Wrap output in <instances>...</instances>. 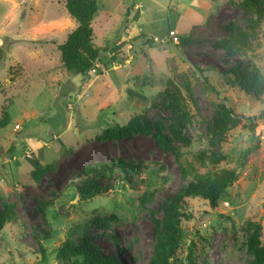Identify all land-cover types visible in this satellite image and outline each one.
<instances>
[{"label": "rangeland", "instance_id": "obj_1", "mask_svg": "<svg viewBox=\"0 0 264 264\" xmlns=\"http://www.w3.org/2000/svg\"><path fill=\"white\" fill-rule=\"evenodd\" d=\"M66 1L0 0V120L11 118L0 128V218L12 207L0 226V264H66L59 250L83 233L122 264L150 261L152 213L160 218L164 200L190 180L152 136L98 140L137 114L165 128L186 166L239 173L217 208L186 200L178 257L194 244L196 264H248V221L261 224L264 243V93L227 72L251 61L264 77V18L241 0H97L91 27L103 64L83 77L61 62L59 46L77 27ZM232 25L249 48L226 63L218 44L232 39ZM140 28L168 45H146ZM213 152L224 156L216 166ZM35 159L54 166L38 183ZM107 214L119 217L109 229L88 223Z\"/></svg>", "mask_w": 264, "mask_h": 264}, {"label": "trees", "instance_id": "obj_2", "mask_svg": "<svg viewBox=\"0 0 264 264\" xmlns=\"http://www.w3.org/2000/svg\"><path fill=\"white\" fill-rule=\"evenodd\" d=\"M241 8L247 12H255L264 18V0H241ZM65 7L68 14L73 18L77 27L68 36L67 41L59 46L61 52V62L69 73L92 77V72L97 65H102L101 49L94 46V33L91 23L101 9V4L97 0H67ZM231 40H223L218 47L224 50V60L226 63L233 62L238 57H246L248 54L249 41L247 33L238 32L235 25L231 26ZM140 38L145 39V44L153 47L155 45L166 47L168 43H158L154 38H149L140 34ZM183 42V40H182ZM232 79L241 80L244 83H252L260 94L264 93V77L260 68L253 62L247 64L234 63L227 72ZM207 88L215 91L214 87L206 84ZM250 128L255 132V118ZM11 123L8 113L3 114L0 120V128H5ZM138 135L152 136L155 138L159 148L165 153H174L180 165L182 178L190 180L184 190L176 195L167 197L159 208L162 212L160 218L156 213H152L154 248L150 261L147 264H196V254L194 244L189 247L186 260L178 257L182 244L187 237L188 231L183 227L184 219L188 218L183 209L187 199L202 197L207 200L212 209L219 206L220 201L231 187L239 179V173L235 169L207 170L201 172L194 165L186 166L183 154L175 147L176 142L171 141L164 127L155 128L143 114L134 115L126 125H115L105 129L98 137L102 142H117L134 139ZM22 151L26 145H22ZM207 152H202L197 159L200 161L202 169L207 168L204 158ZM224 156L219 152L210 153V164L216 166L221 163ZM243 166L248 160V153L244 155ZM197 160V161H198ZM34 171L32 178L39 182L42 178L54 169L53 165L43 166L37 159L34 160ZM154 193L145 194L141 199V205L145 206ZM5 213L0 218V226L4 220H11L12 207L5 205ZM4 219V220H3ZM119 221L116 214L95 216L88 222L92 227L109 229ZM247 233L246 248L252 258L248 264H264V243L262 241V226L258 222L248 221L245 227ZM60 257L66 264H122L118 256L106 254L95 243L94 238L87 234H81L74 242L69 236L63 247L59 250Z\"/></svg>", "mask_w": 264, "mask_h": 264}, {"label": "built area", "instance_id": "obj_3", "mask_svg": "<svg viewBox=\"0 0 264 264\" xmlns=\"http://www.w3.org/2000/svg\"><path fill=\"white\" fill-rule=\"evenodd\" d=\"M171 34H172V36H173V35H174V32H171ZM171 34H170V35H171ZM154 39H155V41L158 42V43H166V41H165L164 39H162V38L155 37Z\"/></svg>", "mask_w": 264, "mask_h": 264}, {"label": "crops", "instance_id": "obj_4", "mask_svg": "<svg viewBox=\"0 0 264 264\" xmlns=\"http://www.w3.org/2000/svg\"><path fill=\"white\" fill-rule=\"evenodd\" d=\"M170 14H171V13H170ZM139 30H140V33L143 32V31H142V28H140ZM135 31H136V30H135ZM141 34H143V33H141Z\"/></svg>", "mask_w": 264, "mask_h": 264}]
</instances>
